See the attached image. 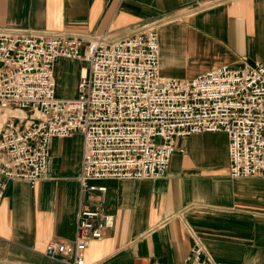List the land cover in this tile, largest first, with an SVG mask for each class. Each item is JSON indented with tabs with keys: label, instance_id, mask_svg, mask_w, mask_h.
I'll list each match as a JSON object with an SVG mask.
<instances>
[{
	"label": "crops",
	"instance_id": "crops-1",
	"mask_svg": "<svg viewBox=\"0 0 264 264\" xmlns=\"http://www.w3.org/2000/svg\"><path fill=\"white\" fill-rule=\"evenodd\" d=\"M157 24L161 73L194 78L227 64H264V0H0V28L121 38ZM82 60L54 63L56 95H77ZM75 84L64 93L62 84ZM82 135L50 141L45 177L9 180L0 204V264H67L43 251L72 241L80 204ZM165 174L104 179L112 225L92 240L86 264H183L195 244L212 261L264 264V176L233 178L222 131L176 141ZM179 149H182L180 151ZM96 202L99 194L85 197Z\"/></svg>",
	"mask_w": 264,
	"mask_h": 264
},
{
	"label": "built area",
	"instance_id": "built-area-1",
	"mask_svg": "<svg viewBox=\"0 0 264 264\" xmlns=\"http://www.w3.org/2000/svg\"><path fill=\"white\" fill-rule=\"evenodd\" d=\"M159 54L154 23L116 39L0 28V108L26 111L11 114L0 130V204L9 180L34 185L45 177L52 138L82 135L74 238L49 240L46 257L86 264L88 244L113 222L106 187L94 181L163 176L178 138L222 131L229 175L264 176V64L242 58L241 66L177 79L161 73ZM59 58L86 63L75 97L56 95ZM94 192L96 202L85 199ZM183 264L225 263L195 244Z\"/></svg>",
	"mask_w": 264,
	"mask_h": 264
},
{
	"label": "rangeland",
	"instance_id": "rangeland-1",
	"mask_svg": "<svg viewBox=\"0 0 264 264\" xmlns=\"http://www.w3.org/2000/svg\"><path fill=\"white\" fill-rule=\"evenodd\" d=\"M75 84H72L71 81H65L64 84H62V88L64 91V93H71L72 90L74 89ZM26 111L24 112H20V111H14L13 109H9V108H0V130L3 126L4 121L11 115V114H17L20 116H23L25 114Z\"/></svg>",
	"mask_w": 264,
	"mask_h": 264
}]
</instances>
